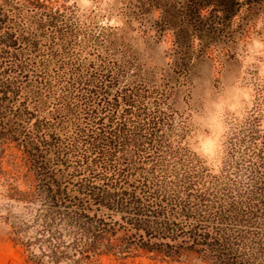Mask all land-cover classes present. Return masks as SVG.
Instances as JSON below:
<instances>
[{
    "label": "trees",
    "instance_id": "16d2710c",
    "mask_svg": "<svg viewBox=\"0 0 264 264\" xmlns=\"http://www.w3.org/2000/svg\"><path fill=\"white\" fill-rule=\"evenodd\" d=\"M116 2L124 4L131 31L152 32L154 42L159 32H174L173 62L159 79H147L138 58L118 48L117 42L129 45L117 29L73 39L76 52L62 39L67 24L58 11L0 0V155L4 140L16 142L36 174L33 193L15 198L25 216L8 214L6 234L31 264H99L134 248L177 259L195 255L202 264H264V135L259 143L251 137L239 159L232 158V142L219 172L150 180L137 165L153 159L162 121L156 104L137 112L132 93L136 85L171 94L185 89L210 62L208 49L230 52L249 18L264 12V0ZM153 9L162 12L156 24L149 19ZM57 56L63 84L52 119H39L41 91L54 90L44 81L45 63ZM136 141L143 144L129 158Z\"/></svg>",
    "mask_w": 264,
    "mask_h": 264
},
{
    "label": "rangeland",
    "instance_id": "374dc122",
    "mask_svg": "<svg viewBox=\"0 0 264 264\" xmlns=\"http://www.w3.org/2000/svg\"><path fill=\"white\" fill-rule=\"evenodd\" d=\"M6 1L8 3L10 2L9 5L14 4L13 2L18 4L21 3L24 5L33 3L41 5L42 7L46 8L47 11H58L57 13L60 14H58V16L64 18L67 24L65 33H62V39L65 43H73L71 48L75 46V48L73 49L76 52L78 51V48L80 49V47H76L77 45L75 44V42H73V39L77 38L80 40V37L86 36V33H88L89 31L99 33V31H104L107 27L112 28L109 33H114L116 35L117 29L119 31V34H122L123 39L129 46L123 49L118 42L117 46L122 51L125 50L128 53L130 52V57L132 59L134 58L136 60L138 58L139 61L141 55L140 51L136 47L135 40L137 38H139L140 40L147 38L150 43H155L150 38L153 35L152 32L145 33L140 28H137L134 31H131L128 28L123 29L121 20L116 16H110L96 9H92L90 12L86 13L83 16H78L76 14L77 10L74 0ZM1 4H3V2H1ZM25 17L26 16L23 13L22 19H25ZM247 28L244 29L243 34L247 30ZM241 37L236 40L237 45ZM80 42H82V40H80ZM46 43L47 39L39 41L38 49L40 53L36 54L39 55L40 59L44 58V53H46ZM124 44L126 45V43ZM68 47L69 45L67 46V48ZM144 50L150 51L151 48L150 46L145 45ZM207 53L209 55L210 62H208L206 66H202L195 76L201 81L206 80L210 77L212 70L211 64L213 65V67H219L223 65L227 72H232L233 64L237 62L239 57V53L234 47L231 48L230 52L223 47H213L209 48ZM84 56L85 53L83 52V54H81V58ZM68 57L70 58V56H67V59L69 61L68 64H72L70 62L71 60H69ZM61 60L62 59H59L57 56L45 63L47 65V70L44 71L46 75L43 74V78L45 83L49 82L52 84V89L54 90L50 95H47L48 92L45 93V91H41L43 92V94H41L42 103L40 106V115H38L39 119H52V114L54 113L57 104L55 97L60 93L61 85L63 84L61 83V79L64 73L63 67L60 64ZM259 64L260 61L257 60L252 66L247 69V71L245 72V80H248L253 76L259 79L257 71V66ZM65 68L66 70H69V66L67 67L65 65ZM56 70L58 73L56 72ZM152 75V73H148L146 78L149 79L152 77ZM135 83L136 82H134L133 84L136 85ZM132 93L135 96L134 98L138 101L137 106L142 109L138 110L137 112H144V108H147V112H151L153 111L154 104H156V109H154V112L157 111L155 114L162 121L161 129L159 130L157 134L158 137L155 141V154L150 155V157L153 159H150L147 163H144V165H137L138 168H142V170H137L139 174H145V176H148L150 180H152V178H159L162 176H168V178L170 179V176L172 177L174 174L176 175V173H178L179 175L182 173H187L189 174V176L190 174H194L195 176L199 173H202V175L205 176L209 173L211 174L219 172L221 169H223V162L227 159V157L230 156L228 155V146L232 142L234 144L233 150L235 151V153L232 155V158L236 157L239 159L240 153H242L243 149L248 146L251 137L255 139L254 142L259 143V141H261V136L264 135V94H262V92L258 90L255 93V103L249 108L250 115L241 124L231 130V135L227 144V151L220 163V166L217 169L209 170L186 147V145L190 144L193 139H196L199 135H202L201 132H198L195 128L189 125L188 118L190 110H188L186 107H182L186 96V88L177 89L174 93L171 94L169 92L167 93L166 90H163L161 86L152 88L151 90H147L142 89L136 85L133 87ZM162 94L165 96L169 95L171 97H169L168 100L164 99L165 101L159 99L157 100V102H154V100L157 99V97L162 96ZM29 106H31V104ZM33 120L34 119L32 118L30 123H32ZM60 126L63 129L66 128V124L55 125L56 130H61L59 129ZM67 127L70 128L71 125L67 124ZM60 132L62 134V131ZM4 141L5 142L2 145V152L0 155V264H31L26 261L25 255L21 253L18 247L12 243V241L10 240L11 238L6 234V231L9 229V225L5 223V218L8 214H13L21 217L25 216L23 214V203L15 201V198L28 196L33 193L36 185L35 169L29 159L28 154L22 147L18 146L14 141ZM142 144L143 143H139L138 141L131 143L129 149L130 153L128 157L130 158L131 156L136 155L135 153H137V151L135 149L139 146H142ZM144 148L147 149L148 147L145 145ZM151 151L153 150H150V152ZM70 160H68L67 166L70 170L69 172H73L74 167L72 165H68L71 164ZM206 179H208V177ZM99 264L202 263L198 261L195 255H188L186 257L177 259V257H166L161 253H157L156 251H147L145 249L134 248L131 249L129 253H124L122 257H115V255L113 254L103 256Z\"/></svg>",
    "mask_w": 264,
    "mask_h": 264
},
{
    "label": "clouds",
    "instance_id": "9594fccd",
    "mask_svg": "<svg viewBox=\"0 0 264 264\" xmlns=\"http://www.w3.org/2000/svg\"><path fill=\"white\" fill-rule=\"evenodd\" d=\"M76 14L83 16L96 9L121 20L123 29L129 21L124 15V4L116 0H74ZM201 18L208 15L207 9L200 10ZM162 12L153 9L149 19L156 24ZM235 19V18H234ZM136 47L140 51L139 62L146 73L150 72L159 79L172 64V50L175 34L171 28L159 32L155 43L147 38H137ZM150 46L145 51L144 46ZM233 47L239 53L233 71L227 72L224 66L213 67L206 80L197 77L187 80L186 96L182 107L189 112L188 123L202 135L193 139L186 147L209 170L217 169L223 160L231 130L241 124L250 115L249 108L255 103L256 91L264 94V12L249 18L248 28ZM259 60L257 66L259 79L255 76L245 80V72Z\"/></svg>",
    "mask_w": 264,
    "mask_h": 264
}]
</instances>
